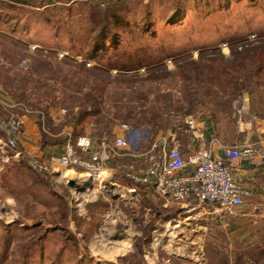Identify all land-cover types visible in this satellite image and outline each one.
I'll list each match as a JSON object with an SVG mask.
<instances>
[{"label":"rangeland","instance_id":"rangeland-1","mask_svg":"<svg viewBox=\"0 0 264 264\" xmlns=\"http://www.w3.org/2000/svg\"><path fill=\"white\" fill-rule=\"evenodd\" d=\"M258 38L264 0H0V91L39 114L44 130L49 113H77L99 88L101 129L144 128L151 142L178 127L183 140L191 119H208L213 137L234 140L235 125L237 137L246 133L239 117L250 123L264 104V70L249 50ZM246 58L254 64L240 67ZM128 59L140 63L133 75L116 77L118 65L102 72ZM17 153L1 140L0 154L20 170L0 186V264H264L257 232L243 245L233 222L206 204L119 195L110 183L83 192L77 182H46Z\"/></svg>","mask_w":264,"mask_h":264},{"label":"crops","instance_id":"crops-1","mask_svg":"<svg viewBox=\"0 0 264 264\" xmlns=\"http://www.w3.org/2000/svg\"><path fill=\"white\" fill-rule=\"evenodd\" d=\"M1 1L16 2V0ZM90 62L93 63V61L87 63L91 65ZM92 65L95 66V63ZM4 93L5 92L0 91V116L15 113L20 117L22 122V134L18 147L22 156L37 155L43 158H57L64 153L66 144L69 143V141L73 143L81 136H86L90 139L92 150L93 148L99 150L98 152L102 159L103 171L98 177H92L87 173H84V175L77 173L82 171L68 170L63 174L48 176L45 181L51 183L53 181L60 182L62 180H64V182H66V180L77 182L79 186L84 188L83 192H95V195H97V193H102L99 192V190L91 189L92 186H95V182L97 186L100 185L99 187L101 190L109 188L108 184L110 183L111 186L113 185L112 189L115 190V192L112 193L119 195L122 193L126 195H136L140 193L148 196L151 193H155L148 190L145 186H136L130 181H128L129 187L128 185L125 186L119 183L122 182L119 177L121 176L122 171H138L143 167L144 159L136 157L137 155L133 152L134 150L139 149L140 152H146L153 144L164 143L166 149H178L185 159L195 153H207L210 157L217 158L222 156L223 147L240 145L245 139H249L252 142H258L264 138V104L262 103L261 108L258 106L260 109L255 110V113H253L249 109L251 108L249 96L244 100L242 106H244L243 109L245 110L248 105L247 109L250 111L248 120L250 123H244V119H247L246 114L243 117H239L241 125L244 127L243 131L246 132L245 135L237 137L239 130L237 128L238 126L235 125L234 131L236 137L234 140L215 138L211 134L212 127L208 119L199 122L191 119V127L184 132L186 138L183 140L179 138L180 132L178 127L176 130L172 127L169 134H159L160 136L150 142L148 134L145 132L146 130L144 128L124 131L121 128V125H114L111 122L107 127H102L101 129L95 122L96 116H93L91 121L82 128L75 138H73L72 134L76 130H74L72 125L71 117H76V111L68 116H66L63 110L49 113L52 127L51 129L44 130L43 127H40V124H38L39 118H41L39 114L26 112L21 105L16 104L11 97ZM95 137L96 141H100L97 144H93ZM117 138H124L126 142L124 148L115 149L113 147L114 140ZM2 139L3 136L0 132V142ZM260 147L264 152L263 142H261ZM114 151L120 152L119 155L117 154L114 156ZM20 154H17V157H20ZM230 167L234 179L249 192V196L245 199L244 204L238 208L236 216H226V219L233 222V231L235 233L236 241H240L243 245H253L255 241L252 240L251 234L253 235L257 232L259 237V242L257 244H263L264 156L256 154L252 158L242 157L238 160L232 161ZM187 169H189V166ZM19 170L20 164L18 160L0 154V186H2V183H7L6 185L9 183L10 186L11 180L18 177ZM122 188H126L127 191L138 189V191L142 192H124Z\"/></svg>","mask_w":264,"mask_h":264},{"label":"built area","instance_id":"built-area-1","mask_svg":"<svg viewBox=\"0 0 264 264\" xmlns=\"http://www.w3.org/2000/svg\"><path fill=\"white\" fill-rule=\"evenodd\" d=\"M121 128L128 130L126 125H121ZM21 129L22 122L17 114L0 116V132L7 148L17 149ZM261 142L264 143V138L258 142L245 139L240 145L223 147L221 157L195 153L187 159L178 149H166L164 143L153 144L146 152L136 153V157L144 159L140 170L122 171V174L134 185L145 186L174 204L192 200L234 217L249 192L234 179L230 163L256 154L264 156ZM125 146L123 138H117L113 143L115 149ZM28 168L44 177L67 169L83 170L92 177H98L103 171L101 156L92 150L91 141L86 136L78 137L73 143L69 141L64 153L57 158L28 155Z\"/></svg>","mask_w":264,"mask_h":264},{"label":"trees","instance_id":"trees-1","mask_svg":"<svg viewBox=\"0 0 264 264\" xmlns=\"http://www.w3.org/2000/svg\"><path fill=\"white\" fill-rule=\"evenodd\" d=\"M104 30H105V27H101V31L104 32ZM105 33L106 32H104L102 35L105 36ZM102 35H101V37H102ZM105 37L101 38V42L103 40L106 41ZM255 43H256V44H254L255 48H253V49L251 48L249 50H251V53L253 52L252 54L255 55V59L257 58L256 60L254 59V61L257 63L258 71L261 72V71L264 70V38H258ZM247 44H248V42L242 43V44H239V45L240 46L241 45L242 46H248ZM239 45H237V46H239ZM98 50L100 51V48L99 49L98 48L95 49L93 51V53L97 54L99 52ZM117 57H119V56H117ZM254 61L251 58H250V61L247 60V58H246L245 64L244 63H240L239 66L240 67H250V66H252L254 64L253 63ZM127 64H130V65L128 66ZM127 64L122 65L119 62H117V63L114 62V66H110V68L108 67L107 69H104L102 72L105 74L106 77H110L109 70H111L112 68L116 67L115 65H118L117 67H119L121 69H119L118 73L116 74V77H123L125 75H130V74L133 75L132 71H136L138 69V67L140 66L139 65L140 63H136L135 64L133 59H128L127 60ZM120 70L124 71V73H122ZM123 80H127V79H123ZM235 83L236 82H234V84ZM227 84L229 86L232 85V83L230 81ZM235 86L237 87V84H235ZM98 90H99V88H96V89L88 92V94L86 95L85 101L83 102L82 106H80V109L77 112L76 117L75 118L71 117L72 125L74 127V130H76L72 134L73 138H75L78 135V133L82 130V128H84L85 125L91 121V118L93 116H98L100 114V110L97 107L100 106V104L102 102L101 101L102 99H100L99 97H97L95 95V93ZM42 136L44 137L43 134H42Z\"/></svg>","mask_w":264,"mask_h":264},{"label":"bare ground","instance_id":"bare-ground-1","mask_svg":"<svg viewBox=\"0 0 264 264\" xmlns=\"http://www.w3.org/2000/svg\"><path fill=\"white\" fill-rule=\"evenodd\" d=\"M106 176V175H105ZM100 186V185H99ZM128 247V246H127Z\"/></svg>","mask_w":264,"mask_h":264}]
</instances>
